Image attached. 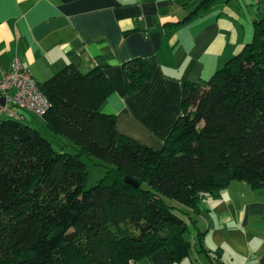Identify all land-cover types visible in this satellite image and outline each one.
I'll return each mask as SVG.
<instances>
[{"label":"trees","instance_id":"trees-1","mask_svg":"<svg viewBox=\"0 0 264 264\" xmlns=\"http://www.w3.org/2000/svg\"><path fill=\"white\" fill-rule=\"evenodd\" d=\"M123 69L130 93L153 74L141 58ZM38 88L49 103L43 127L73 151L54 149L21 117L0 119V264H130L157 250L176 262L195 247L184 234L202 198L232 180L264 185V11L238 53L184 84L160 149L118 133L100 110L114 90L100 66L67 65ZM85 158L105 166L89 188Z\"/></svg>","mask_w":264,"mask_h":264},{"label":"crops","instance_id":"crops-1","mask_svg":"<svg viewBox=\"0 0 264 264\" xmlns=\"http://www.w3.org/2000/svg\"><path fill=\"white\" fill-rule=\"evenodd\" d=\"M238 7L239 0H0V66L18 58L37 84L67 65L100 66L114 88L100 110L114 114L118 133L160 149L182 113L184 84L210 78L251 39L252 16ZM133 58L153 74L130 93L123 68ZM192 216L189 256L172 262L157 250L130 264H264V185L232 180Z\"/></svg>","mask_w":264,"mask_h":264},{"label":"built area","instance_id":"built-area-1","mask_svg":"<svg viewBox=\"0 0 264 264\" xmlns=\"http://www.w3.org/2000/svg\"><path fill=\"white\" fill-rule=\"evenodd\" d=\"M0 96L4 97V104H0V114L4 113L11 118H19V115L9 104L39 117L49 107L34 77L24 69L18 58H14L10 69L0 66Z\"/></svg>","mask_w":264,"mask_h":264},{"label":"rangeland","instance_id":"rangeland-1","mask_svg":"<svg viewBox=\"0 0 264 264\" xmlns=\"http://www.w3.org/2000/svg\"><path fill=\"white\" fill-rule=\"evenodd\" d=\"M239 2H240V8L238 7L237 11L240 12L241 16L244 14L246 15V17L252 16V19H250L251 21H253V19L257 17H260L264 11V0H239ZM230 4L236 6L237 0H230ZM9 107L12 109H17L21 111L22 113H24L27 116V118H26V121L23 120V122L34 126L38 131H40V133L44 137L49 139L54 149L68 151V152L73 151L72 147L69 146L68 141L65 138L53 135L47 129H45V127H43L44 125L39 116H36L24 110H20L17 107L11 106L10 104H9ZM4 116H5L4 113L0 114V119L4 118ZM84 162H85V169L87 171V179H86L85 186L86 188H89L93 186L94 184H96L105 175V166L96 163L97 160L93 158L92 159L85 158ZM166 200L170 204L177 205V203L172 199H166ZM201 202H202V199L200 203L198 204L200 209H201ZM181 208L186 213L191 212L185 207H181ZM176 212L180 213L185 218L187 217L185 212H179V211H176ZM190 214L192 215V213ZM188 226H189V230L184 234L185 238L187 239L191 238L192 223L190 221H188Z\"/></svg>","mask_w":264,"mask_h":264},{"label":"water","instance_id":"water-1","mask_svg":"<svg viewBox=\"0 0 264 264\" xmlns=\"http://www.w3.org/2000/svg\"><path fill=\"white\" fill-rule=\"evenodd\" d=\"M0 104H4V97L0 96ZM125 181L132 184L134 187L137 186V182L130 177H125Z\"/></svg>","mask_w":264,"mask_h":264}]
</instances>
